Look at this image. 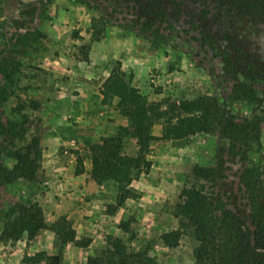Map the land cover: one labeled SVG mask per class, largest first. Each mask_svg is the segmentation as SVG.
Segmentation results:
<instances>
[{"label": "rangeland", "instance_id": "rangeland-1", "mask_svg": "<svg viewBox=\"0 0 264 264\" xmlns=\"http://www.w3.org/2000/svg\"><path fill=\"white\" fill-rule=\"evenodd\" d=\"M137 1L0 0V123L14 119L11 109L17 105L37 101L36 111L23 110L30 122L26 140L37 135L45 158L33 183L18 180L0 185V228L14 204L40 206L42 202L52 208L53 197L59 198L46 194L51 179L57 177L46 174L51 149L70 166L64 172L69 175L77 173L80 162L82 172L86 168L91 172L88 147L92 143L119 138L123 154L139 152L134 140L121 131L129 123L115 101L101 103L104 81L119 62L137 94L152 108L164 112L180 101L206 95L216 98L226 119L257 125V140H251V134L244 140H226L214 132L149 143L145 157L151 166L129 186L136 198L117 207L116 188L105 182L97 216L88 217L93 226L84 230L64 217L78 240L91 247V256L101 254L112 236L121 238L129 252L147 253L155 264H194L196 243L190 235H183L173 249L163 247L159 237L177 228L172 209L195 166L216 170V182L208 185L212 199L238 213L250 230L254 228L249 193L264 199V89L262 84L254 86L253 96L237 89L243 77L232 75L226 61L238 51L264 64V25L231 15L230 22L206 31L208 41L195 28L198 5L170 7L179 14L168 17L167 24L157 22L151 30L138 19ZM154 29L163 37L158 48L151 45ZM2 95L9 98L2 101ZM163 126L162 120H154L152 135L161 137ZM12 143L17 148L24 144L6 135L0 138V167L13 166ZM213 216L219 218L220 213L215 211ZM15 242H0L1 256H13L11 248L20 245ZM44 254L35 253L32 257L39 255V259L34 263ZM61 255V251L46 254L44 264H58ZM22 263L29 262L24 258Z\"/></svg>", "mask_w": 264, "mask_h": 264}, {"label": "trees", "instance_id": "trees-1", "mask_svg": "<svg viewBox=\"0 0 264 264\" xmlns=\"http://www.w3.org/2000/svg\"><path fill=\"white\" fill-rule=\"evenodd\" d=\"M102 1V0H101ZM104 1V0H103ZM138 9L141 15L142 26L153 29L157 22L169 23L168 17L177 15V10L169 9L177 4L198 5L199 22L196 30L203 35V40H208L206 31L214 26H222L230 22L231 15L264 25V0H146ZM95 20L91 26L94 29ZM151 45L155 48L162 43L158 29H154ZM100 34V32H98ZM97 33V34H98ZM211 50L215 51L213 45ZM216 54V53H215ZM244 58V60H240ZM231 68V74H240L244 82L236 85L244 94L255 95L254 86L260 84L264 89V64L234 51L233 59H226ZM131 76H127L116 62L109 76L103 84L101 93L102 104L115 101V107L127 119L129 126L121 131L134 140L139 152L128 156L121 152L119 138H109L103 143H92L88 149L91 158L92 180L101 185L111 182L116 188V206L120 207L127 199L136 198L130 189V184L146 174L151 162L145 157L147 144L158 140L181 139L196 133L210 134L218 132L224 139L257 140V125L254 121H244L238 124L226 119L225 113L216 98L212 96H199L192 100H183L171 105L166 111L146 105L144 99L137 94L131 85ZM2 101L7 100L2 95ZM40 104L30 101L19 104L11 109L14 119L5 125L0 123V138L8 136L12 142L24 143L16 147L11 158L13 166L8 169L0 167V185H10L18 180L33 183L41 170L42 149L40 139L32 135L27 141L26 136L30 129V122L24 109L36 111ZM154 120L163 121L161 137L151 133ZM138 153V154H137ZM81 166L77 174L81 173ZM217 173L212 167L195 166L179 194V202L172 209V216L177 220V228L160 235L159 240L163 247L176 248L181 237L190 235L196 246L193 249L194 264H264V199L249 193L251 208L250 230L238 213L225 209L221 203L212 199L208 185L216 182ZM258 190V189H257ZM255 191V190H254ZM261 199V202H259ZM220 213L219 218L213 216L214 212ZM0 242L18 241L24 235L27 240H32L42 230L52 231L59 239L61 247L73 244L78 248H85L88 243H83L76 238L75 231L70 223L60 217L52 225L45 223L41 207L37 203H16L3 218ZM127 231L124 225L120 227ZM107 247L101 254L88 256L85 264H155L147 253L129 252L125 243L118 237H107ZM38 256L25 258V261L34 263Z\"/></svg>", "mask_w": 264, "mask_h": 264}, {"label": "crops", "instance_id": "crops-1", "mask_svg": "<svg viewBox=\"0 0 264 264\" xmlns=\"http://www.w3.org/2000/svg\"><path fill=\"white\" fill-rule=\"evenodd\" d=\"M95 46L96 45H93V48H96ZM49 138V141H54L55 139L52 136H49ZM52 151L53 150L51 149L49 165L47 159L46 174L47 176L53 174V176L57 177L56 179H51L52 183L50 189L47 188L46 194L47 197L50 198L52 196L51 194L54 193L57 194L59 198L53 197L55 201L52 208L50 206L48 207L46 203L44 204L40 202L45 223L47 225L52 224L58 218L63 216L68 220H73L74 225H78L86 230L89 226H93V223L89 222L90 220L88 217L92 218L97 216L95 212L100 209V201L102 202V199L104 198L103 186L97 185L92 180L89 173L90 171L87 168L78 174L73 173L72 175H69V173H64L68 172L67 170L70 166L67 163L64 164V160H61V158L57 156L58 154L55 155L53 154L55 152ZM44 159L43 156L42 161ZM44 167L45 165H43L42 168ZM54 170L58 175H54ZM24 236L18 240L20 245H17V250L13 247L11 248L13 256L10 254L5 255L4 253L3 256H1L0 254V264L6 263L7 259V264H23L22 261L24 258H30L38 252L45 253L42 256V260L37 263L29 262L28 264H44L46 254L49 255L52 251L57 254L61 251L62 255L59 258L58 264H85L87 257L92 255L90 246L78 248L69 243L61 247L57 236L48 230H42L32 240H27V237ZM76 238L78 239L77 236ZM54 242L57 245H54Z\"/></svg>", "mask_w": 264, "mask_h": 264}]
</instances>
